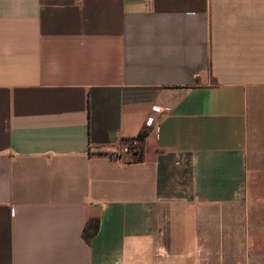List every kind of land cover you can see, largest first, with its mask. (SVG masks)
Wrapping results in <instances>:
<instances>
[{"label": "crops", "instance_id": "crops-1", "mask_svg": "<svg viewBox=\"0 0 264 264\" xmlns=\"http://www.w3.org/2000/svg\"><path fill=\"white\" fill-rule=\"evenodd\" d=\"M0 264H264V0H0Z\"/></svg>", "mask_w": 264, "mask_h": 264}, {"label": "trees", "instance_id": "trees-1", "mask_svg": "<svg viewBox=\"0 0 264 264\" xmlns=\"http://www.w3.org/2000/svg\"><path fill=\"white\" fill-rule=\"evenodd\" d=\"M143 139L144 134L138 135V137L134 139H128V140H122V142H129L131 140H134L136 142L134 147H131L130 149V159L131 162L139 163L143 160ZM97 231V221L89 220L85 228L83 230V238L85 241L89 242L95 235Z\"/></svg>", "mask_w": 264, "mask_h": 264}, {"label": "built area", "instance_id": "built-area-1", "mask_svg": "<svg viewBox=\"0 0 264 264\" xmlns=\"http://www.w3.org/2000/svg\"><path fill=\"white\" fill-rule=\"evenodd\" d=\"M136 142L131 140L129 142H120L119 144L111 147L109 150L103 152L105 156L116 162H129L130 149L134 147Z\"/></svg>", "mask_w": 264, "mask_h": 264}]
</instances>
